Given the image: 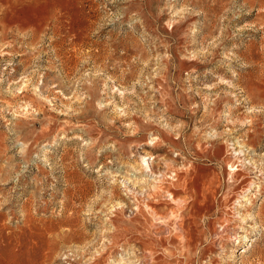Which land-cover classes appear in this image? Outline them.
I'll list each match as a JSON object with an SVG mask.
<instances>
[{"label":"rangeland","instance_id":"374dc122","mask_svg":"<svg viewBox=\"0 0 264 264\" xmlns=\"http://www.w3.org/2000/svg\"><path fill=\"white\" fill-rule=\"evenodd\" d=\"M262 4L0 0V264H264Z\"/></svg>","mask_w":264,"mask_h":264},{"label":"clouds","instance_id":"9594fccd","mask_svg":"<svg viewBox=\"0 0 264 264\" xmlns=\"http://www.w3.org/2000/svg\"><path fill=\"white\" fill-rule=\"evenodd\" d=\"M44 2L45 3L55 2V0H44ZM258 2H260V0H244V5L246 7H243L242 11L244 12V10L246 9L247 10V14H250L253 10H256L255 4L258 3ZM249 5H251V7H249ZM258 11L259 12H264V4H262V6L259 8ZM239 14H240V10H238L237 13H234V17L236 15H239ZM50 15L55 16L56 13L52 11ZM62 21H63V16H60V18H59L60 26L64 27L65 25H64V23ZM52 22L53 21L48 18L46 20V22L29 25L28 28H29L30 31L33 30V29L39 30L40 28H46L47 25L51 24ZM249 27H251V25H249V24H245L243 26V28H249ZM243 28H238L237 32L242 31ZM233 74L235 75V73H233ZM249 111L254 112V113H261V112H264V106L258 107V108H251V109H249ZM251 123H252L251 120H246L245 121V124H251ZM260 152L262 154H264V146H262L260 148ZM253 155H256V153H253ZM261 162L264 163V155H262V157H261ZM199 179H200L199 175L194 171L193 172V181L194 182L191 185V188L193 189V191H192L191 195L193 196L194 199H197V200H198ZM248 219H252V217L249 216ZM237 242H239V241H237ZM249 247H251V246L249 245Z\"/></svg>","mask_w":264,"mask_h":264},{"label":"bare ground","instance_id":"6f19581e","mask_svg":"<svg viewBox=\"0 0 264 264\" xmlns=\"http://www.w3.org/2000/svg\"><path fill=\"white\" fill-rule=\"evenodd\" d=\"M224 231H225V228H224Z\"/></svg>","mask_w":264,"mask_h":264}]
</instances>
